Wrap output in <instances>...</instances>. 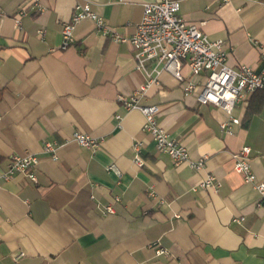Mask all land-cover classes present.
<instances>
[{"label": "crops", "instance_id": "0c3cea01", "mask_svg": "<svg viewBox=\"0 0 264 264\" xmlns=\"http://www.w3.org/2000/svg\"><path fill=\"white\" fill-rule=\"evenodd\" d=\"M90 1L130 38L143 4L157 0ZM178 1L182 18L224 41L229 66L264 70V0ZM76 2L40 0L37 11L31 0H0V178L14 156L39 159L37 183L21 174L0 180V264H264V205L233 162L249 147L252 170L264 181V90L236 106L232 115L241 122L226 134L223 110L201 105L199 88L186 94L162 73L139 104L158 106V122L192 161L207 158L200 171L176 166L156 152L143 115L120 101L147 82L131 45L112 42L85 20L74 45L62 48ZM22 7L30 14L18 25ZM204 76L191 80L200 86ZM77 131L100 148L72 142ZM45 142L60 147L58 162L43 153ZM112 164L120 175L108 170ZM207 175L219 189L199 187ZM157 245L169 256H157Z\"/></svg>", "mask_w": 264, "mask_h": 264}, {"label": "built area", "instance_id": "2783aa9c", "mask_svg": "<svg viewBox=\"0 0 264 264\" xmlns=\"http://www.w3.org/2000/svg\"><path fill=\"white\" fill-rule=\"evenodd\" d=\"M39 11L40 0H31ZM232 0H217L220 5L229 4ZM257 2L256 0H254ZM142 19L136 27L135 34L130 38L123 36L116 29L110 27L92 8L90 0H77L74 7V15L62 28V48L74 45V31L76 26L85 20L92 21L98 33L108 37L116 44L129 43L134 53V59L138 70L142 71L147 82L131 98L120 97L127 110H138L144 117L143 131L146 132L155 143L156 152L167 155L176 166L188 164L195 171L205 168L206 157L199 161L190 159L187 148L173 139L158 122L159 108L156 105L143 106L139 104V98L152 85H158V79L162 73L171 74L183 87L186 94L200 89L198 102L201 105H211L223 110L228 119L221 123V130L226 134H232L234 125H239L240 120L233 117L236 106L247 100L254 92L264 90V70L257 72L253 67L242 65L237 69L228 65V54L224 48L223 40H211L202 30L199 24L188 22L179 15L180 4L178 0H157L143 4ZM240 12L242 10H239ZM30 11L22 7L18 10L16 22L20 25V18L28 16ZM38 35H45L44 29L38 30ZM264 55V53H263ZM189 70V78L183 74V69ZM204 76V82L200 86L191 79L196 76ZM120 118L119 116L117 117ZM72 142L83 148L97 150L101 142L88 134L75 132ZM60 147L53 142H45L43 153L58 162V150ZM136 163L139 167L144 165L141 157V147L134 146ZM234 170L240 174L246 184H250L258 192L260 201L258 207L264 205V181H259L251 167V149L243 147L234 156ZM39 164L36 155L14 156L7 171L0 180L8 181L16 175H24L33 184L37 183L35 168ZM115 164L108 167L120 175ZM220 182L212 175H207L199 184L203 189H219ZM153 195V194H152ZM119 201V199H116ZM107 213H114L112 206L105 208ZM242 218L235 219L236 222ZM157 256H169L166 249L155 247Z\"/></svg>", "mask_w": 264, "mask_h": 264}, {"label": "trees", "instance_id": "16d2710c", "mask_svg": "<svg viewBox=\"0 0 264 264\" xmlns=\"http://www.w3.org/2000/svg\"><path fill=\"white\" fill-rule=\"evenodd\" d=\"M255 93V92H254Z\"/></svg>", "mask_w": 264, "mask_h": 264}]
</instances>
